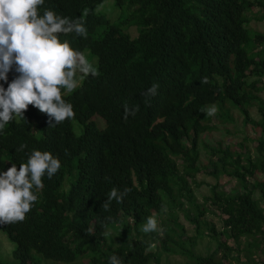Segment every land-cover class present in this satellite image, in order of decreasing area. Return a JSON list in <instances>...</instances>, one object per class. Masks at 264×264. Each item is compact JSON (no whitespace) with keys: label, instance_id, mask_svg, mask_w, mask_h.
I'll use <instances>...</instances> for the list:
<instances>
[{"label":"trees","instance_id":"1","mask_svg":"<svg viewBox=\"0 0 264 264\" xmlns=\"http://www.w3.org/2000/svg\"><path fill=\"white\" fill-rule=\"evenodd\" d=\"M104 1L45 0L39 8L41 15L83 17L86 37L59 39L87 55L98 75L72 93L61 89L74 118L56 124L30 104L24 118L0 130V172L12 163L19 170L33 150L61 162L33 189L38 200L26 219L0 224L15 244V264H109L113 255L122 264H161L164 253L183 264H264V32L250 27L252 11L264 26V0H113L127 3L134 35L95 12ZM15 69L0 80L5 89L19 76ZM232 110L259 132L254 154L243 143L235 149L202 139L218 126L212 117L222 126L233 121ZM21 144L27 147L17 151ZM200 147L210 170L200 167ZM202 169L217 182L199 202ZM113 188L130 192L105 210ZM149 217L157 230L144 233ZM113 226L124 233L118 245L107 243ZM204 233L215 247L199 255L195 236Z\"/></svg>","mask_w":264,"mask_h":264},{"label":"clouds","instance_id":"2","mask_svg":"<svg viewBox=\"0 0 264 264\" xmlns=\"http://www.w3.org/2000/svg\"><path fill=\"white\" fill-rule=\"evenodd\" d=\"M45 0H0V80L7 81L13 65L19 76L8 84L0 85V130L13 120L23 117L31 104L41 112L54 117L56 124L75 117L70 103H67L61 89L72 93L80 81L89 75L96 77L98 70L86 56L73 50L69 42H61L60 34L72 33L86 37L87 30L83 17L71 20L39 8ZM87 14V13H85ZM204 78L201 83H207ZM158 86L149 91L154 95ZM217 112L215 106L206 110L208 116ZM27 145L21 144L17 151ZM61 168V162L50 152L33 150L26 163L19 170L15 163L0 172V224L23 222L32 210L44 187L42 177L51 179ZM130 189L119 192L113 188L103 208L107 210L113 200L121 203ZM157 230V221L149 217L141 231L151 233ZM109 264H122L113 255Z\"/></svg>","mask_w":264,"mask_h":264},{"label":"rangeland","instance_id":"3","mask_svg":"<svg viewBox=\"0 0 264 264\" xmlns=\"http://www.w3.org/2000/svg\"><path fill=\"white\" fill-rule=\"evenodd\" d=\"M96 13H102L109 23H115L120 28L124 29L125 31L129 32L134 35L135 28L133 26L134 18L129 17L128 14V5L127 3L123 2L121 5H116L113 3V0H105L101 4L95 7ZM256 12L252 11L250 13L251 21L250 27L252 30H259L264 32V26L262 23L258 22L256 17L258 14H254ZM257 15V16H256ZM128 27L129 30H128ZM87 56V55H86ZM66 92V91H65ZM264 98V90L260 94ZM233 121L226 122L224 125L219 126L220 124L216 121L215 118L212 117L211 124L217 126L210 131L205 132L202 135V139L206 140L210 144H214L216 140H221L222 144H230L231 148L239 149L238 144L243 143L245 144L246 148L254 154V139L260 136L258 131H255L251 125H247L243 127L242 125V116L235 110L231 112ZM100 125L102 126V121L97 119ZM73 128L76 133L80 131V128L76 124V122L72 121ZM200 167L207 168L210 170V166L207 163V156L205 151L200 147ZM195 179L200 182V185L195 188V196L197 201H203V197L210 194V185L217 182L216 178L212 175L208 174L205 170H200ZM226 182V179L221 177L219 183L223 184ZM233 181L231 182V184ZM168 208H164V213H167ZM179 214V220L183 223L187 234H193V227L192 225L184 219L182 212L177 211ZM211 219H215L212 215L210 216ZM123 231L118 226H113L106 231V238L107 243H112L114 245H118L120 243V239L123 236ZM215 247V242L211 239L206 233L203 236H195V243L193 246V251L199 255H207L209 254ZM15 248V244L11 242L4 231L0 228V261L3 263H11L15 264L16 260L12 256V250ZM155 247L152 246V249ZM185 259L178 255H168L162 254L160 263L161 264H183ZM64 264V263H58Z\"/></svg>","mask_w":264,"mask_h":264}]
</instances>
